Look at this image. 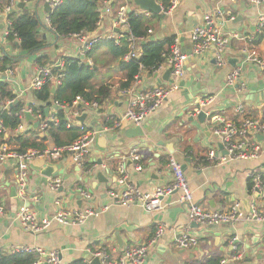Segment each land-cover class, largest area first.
Here are the masks:
<instances>
[{
	"label": "crops",
	"instance_id": "crops-1",
	"mask_svg": "<svg viewBox=\"0 0 264 264\" xmlns=\"http://www.w3.org/2000/svg\"><path fill=\"white\" fill-rule=\"evenodd\" d=\"M114 1L118 6H111L112 10L104 13V0H99L97 29L82 33L83 37L117 32L113 24L119 6L128 4L130 11H146L131 0ZM17 3L14 12L24 8L37 13L43 22L38 34L44 40L45 47L33 54L20 51L17 42L7 39L4 33L5 16L0 12V56L2 49L14 56L21 55L9 67V76L0 72V81L8 85L13 96H17L21 108L31 109L30 114L34 117V120H26L24 112L18 117L21 119V129L15 130L17 126L13 131L7 130L4 138L20 135L24 140L34 142L40 149L69 144L83 131L91 132L93 139L81 164L74 163L66 153L56 159L45 158V164L55 168L47 185L40 183L41 167L30 162L22 195L17 183V159L10 156L0 163V249L5 251L16 244L38 245L57 250L62 264H88L100 249H104L110 258L116 259L128 248L150 243L157 227L162 225L163 234L148 246L141 264H201L210 258H225L228 264H264V222L246 218L251 208L264 214V188L257 190L253 181V175L258 174L264 184V138H257L261 141L262 149L254 159L217 163L208 156L209 150H214L216 154H223L224 150L223 147L219 148V145L222 146L220 138L213 134V115H223L233 122H240L243 116L264 118V96L259 93L262 87L257 85L264 73L258 66L247 63L242 71V80L233 86H225L227 74L239 64L244 49L264 55V26L261 30L257 27L259 15L264 14V0L259 4H254L251 0H180L169 14L162 13L161 16V13L148 11L149 15H138L151 21V27L147 29L150 36H154V39L177 38L179 47L185 53L191 50L189 32L201 22L203 14L220 7L225 12H230L234 18L220 21L222 32L228 39L224 50L225 63L222 66L217 65L213 48L193 60H187L179 89L172 92L141 126L124 120L117 129L110 128L125 114L128 99L123 90L119 89L118 83L124 75V70L120 68V62H126L124 56L116 57L110 48V42L102 39L92 47L87 57L81 38L75 35L58 36L50 29L49 23H45L49 11L44 9V0H29L23 3V7H19ZM260 34L262 36L256 42ZM96 48L98 53L104 55V63L93 57ZM40 57L43 58L42 64L37 62ZM66 58H78L80 64L94 70L90 79L91 86L110 83V96L100 104L95 101L87 103L81 99V108L76 107V99L72 106L59 104L54 97L47 101L37 100L33 91L28 89L36 66L48 65L52 72L56 67V73H63ZM166 60L167 56L163 63ZM166 70L168 69L155 75L144 69L140 73L139 86L150 88L163 85L168 80L162 78ZM50 85L51 92L54 93L57 86L52 83ZM208 96H214V101L201 109L205 112V121L200 123L195 116L201 110L195 112V108H199L200 99ZM1 101L3 100H0V109H3ZM237 104L243 106L241 115L234 110ZM46 107L47 114L44 113ZM36 111H40L45 120L54 117L58 119L57 113L61 111L64 128L59 129L58 123L41 131L38 125L35 126V121H38L34 114ZM83 111L87 115L84 123L80 124L75 116ZM191 116L194 117L192 121ZM67 120L71 121L70 127L65 126ZM80 126L84 128L83 131ZM136 127H141L143 136H133L132 130ZM100 136L106 139L107 151L101 146ZM3 145L9 152H15L20 143L12 139L10 143ZM135 145L138 146L141 171H136L130 160L131 148ZM168 146L172 148V152H169ZM29 148L31 147L27 149ZM170 157L183 166L189 188L200 209L227 210L232 204L239 202L241 217L232 223L210 226L191 223L185 208L176 202L180 194L176 191L164 197L163 201L167 205L163 209L146 212L137 205H111L106 211L80 225L52 222L47 228L32 232L17 219L16 214L21 205L35 212L38 219L54 215L56 200H60L69 209L89 206L98 209L110 205L112 199L108 192L120 189L118 170L121 164L130 181L139 189L146 191L162 186L171 179L168 166ZM98 159L101 164L97 163ZM127 161L130 163L127 164ZM96 172H101L107 182H99ZM55 178H59L61 184L57 190H52L49 183ZM250 182L252 188L249 190ZM12 189H15L14 195ZM82 191L87 192L89 198L83 197ZM184 233L193 236L196 244L186 249L179 248L175 239ZM232 238H236L233 243Z\"/></svg>",
	"mask_w": 264,
	"mask_h": 264
},
{
	"label": "built area",
	"instance_id": "built-area-1",
	"mask_svg": "<svg viewBox=\"0 0 264 264\" xmlns=\"http://www.w3.org/2000/svg\"><path fill=\"white\" fill-rule=\"evenodd\" d=\"M29 0H10L9 3L4 6L0 12L5 16V35L9 33L10 21L6 18V15L14 11L15 4L17 2L26 3ZM62 0H44L50 7V11L61 3ZM111 0H104L103 12H110ZM114 0H112L113 2ZM160 5L161 13L169 14L178 5L180 0H170L169 6L163 8ZM262 0H251L254 4H259ZM129 10L128 4L119 6L116 9L113 26L117 29V32H109L106 35H94L89 38L83 37V34H75V36L82 39L84 42V51L87 53L92 47L101 41L102 39L113 40L115 43H119L122 35L126 34V40L128 42V51L124 55L126 61L138 59L141 55L139 47V41L141 38L135 37L130 31V25L128 22L127 12ZM135 15H149L148 11H134ZM234 16L230 12H225L220 7H215L208 13L203 14L201 22L195 25L189 32L191 39V55L196 57L205 53L207 50L213 48L214 57L217 65L222 66L225 63L224 50L227 44V36L222 32L220 21L233 20ZM45 23H49L48 17ZM264 26V14H260L258 17V30H261ZM150 33L151 30H148ZM188 59V55L179 47V41L175 38L172 42L170 54L167 56L165 63L152 69L151 74L157 75L159 72L165 69L169 70V78L163 85H154L150 88H142L139 86L141 81L140 73L144 70L139 64V71L134 76L132 85L123 90L127 95V109L121 120L116 122L110 129H117L124 120L131 121L136 126H141L149 115L154 113L158 107L168 98V96L175 90L180 88V80L185 73V64ZM253 63L262 73H264V55H258L254 51L244 49L242 58L239 64L233 67L227 74L225 79V86H233L242 80V66L247 63ZM3 73L5 76L11 74V68H7ZM63 73H53L52 69L48 65L36 66L34 76L28 85L29 90H38L47 83H52L55 86L61 84ZM243 85V83H242ZM17 101V96L4 99L1 101L2 108L8 110L10 105ZM80 97H76L75 102H80ZM214 101V96H208L199 100V108H195V112L201 110L204 106L211 104ZM95 105V103H92ZM235 112L238 114L243 113V106L237 104L235 106ZM31 112V109L21 108L13 113L14 116L20 117L24 112ZM35 117L38 119V126L41 131L47 130L50 126H56L59 120L54 117L49 120H45L42 117L40 111L34 112ZM207 115V113H206ZM212 122L215 123L213 127V134L220 138L222 147L225 154H216L214 150H209V158L215 159L217 163H223L231 160H248L258 157L261 153V144L258 139L259 136L264 138V118L243 116L240 122H233L227 120L223 115H213L211 117ZM71 121L65 122L66 127H70ZM21 129V126L15 130ZM80 130H84L80 126ZM7 129L4 127L0 118V133L4 134ZM258 138V139H257ZM93 134L88 131H83L76 139L66 145H59L50 149H35L29 148L24 152H9L5 145L0 146V163L4 162L7 157H14L17 159V183L20 195L23 194L26 172L29 163L35 158H59L62 154H68L72 161L76 164H81L85 154L92 142ZM140 155L138 152V146H132L130 152V160L133 163L136 171H141L142 166L139 163ZM171 179L169 182L162 186H155L150 190H141L133 182L130 181L124 165L119 166L118 184L119 190H110L108 192L112 199L110 205L102 206L98 209L92 207H86L83 209H69L65 207L60 200L55 201L56 211L50 218L43 217L38 219L35 212L28 209L27 206L21 205L17 211V219L19 222L31 230L32 232H38L47 228L52 222L67 225H80L87 219L96 217L102 212L106 211L111 205L118 206H130L137 205L146 212H152L155 210L163 209L167 203H164V197L173 192L179 191L180 194L176 202L183 206L187 213L188 221L204 226H210L221 223H232L238 220L240 215V203L235 202L227 210H211L205 211L197 206L193 198V193L189 188L186 176L182 169L181 164L173 157L169 158L168 163ZM252 175V174H251ZM254 187L259 190L264 188L260 176L253 175ZM61 181L59 178H55L50 181L49 187L52 190H57L60 187ZM82 195L85 198H89V194L82 191ZM2 208L0 207V213ZM251 220H258L264 222V214L258 212L256 209L251 208L249 215L246 217ZM164 232V226L159 225L150 243L146 245L134 246L126 249L121 256L116 259L110 258L104 249H100L94 253V256L100 259L101 264H141L146 256L148 246L156 239L160 238ZM236 238H232L233 243ZM179 248L186 249L196 244V239L189 234H181L175 239ZM234 247V245H232ZM1 251V249H0ZM4 251V250H2ZM7 253H26L33 254L36 259L31 264H62L59 252L57 250L45 249L38 245L31 244H16L5 250ZM88 264H91L88 262ZM219 264H228L227 259H221Z\"/></svg>",
	"mask_w": 264,
	"mask_h": 264
},
{
	"label": "trees",
	"instance_id": "trees-1",
	"mask_svg": "<svg viewBox=\"0 0 264 264\" xmlns=\"http://www.w3.org/2000/svg\"><path fill=\"white\" fill-rule=\"evenodd\" d=\"M161 6L165 9L169 6L170 0H158ZM8 2V0H0V10ZM99 0H62L59 5L49 11V27L58 36H69L75 34H82L85 32H91L97 29V22L99 19L98 11ZM112 8L118 6L115 1L111 3ZM128 22L130 25L131 33L138 38L141 55L138 59L120 62V68L124 70L123 77L119 80V89H128L134 80V76L139 71V64L146 69L149 73L152 69L162 64L170 54L173 37H166L164 39L149 40L150 34L147 33V29L151 27V21L135 15L133 11L127 12ZM157 17V15H156ZM6 18L10 21L9 33L7 39L17 42V46L20 51L25 54H33L45 47V42L39 37L38 30L43 27V22L37 15V13L29 12L24 8L19 9L18 12H10L6 15ZM262 34L257 36L256 42L261 38ZM126 34L122 35L119 43H115L113 40L110 42V48L114 55L121 58L128 51V42L126 40ZM255 42V43H256ZM89 51L86 56H89ZM23 56V55H22ZM21 55L14 56L9 52L2 49V56H0V72H3L9 68L15 61H17ZM43 58H38L37 62L42 64ZM65 66L62 76L61 85L57 86L56 91L51 92L50 82L42 86L38 90H34L33 93L37 100L47 101L51 97L59 104L73 105V101L76 97H80L84 102L91 103L95 101L98 104L106 100L111 93V84H100L97 87L91 86L90 79L94 75V70L90 66L80 64L78 58H66ZM57 68H53V72L56 73ZM13 97L11 89L5 82L0 81V100ZM18 100L10 105L9 109H0V118L4 127L7 130L13 131L21 122V119L14 116L13 113L21 108ZM32 110L35 107L30 105ZM39 110L41 108L39 107ZM42 111V110H41ZM62 112H58L59 126L58 128H64V121L61 118ZM17 140L20 143L19 148L15 151L17 153L24 152L28 147L37 148L34 142H28L18 135L15 138H4V134L0 133V145L3 143H10L11 140ZM264 181V176H262ZM249 190L252 188L251 182L248 184ZM36 259L33 254L26 253H7L6 251H0V264H31ZM218 258H210L201 264H219ZM75 264V263H74Z\"/></svg>",
	"mask_w": 264,
	"mask_h": 264
},
{
	"label": "water",
	"instance_id": "water-1",
	"mask_svg": "<svg viewBox=\"0 0 264 264\" xmlns=\"http://www.w3.org/2000/svg\"><path fill=\"white\" fill-rule=\"evenodd\" d=\"M136 6H138L139 8L141 9H144L146 11H150L154 14H160L161 13V8H160V5L157 3L156 0H131ZM17 5L19 7H23L24 4L23 3H17ZM44 9L45 11H50V7L47 3L44 4ZM130 11V8L129 10ZM161 16H163V14L161 13ZM154 39V36H149V40H153ZM186 54L188 55V59L187 60H193L194 56L191 55V51H187ZM234 60L236 61V58H234ZM245 69V66H242V71ZM168 76H169V70H166L162 76L163 79L167 80L168 79ZM160 83V80H158V84ZM257 85L258 86H261L262 88H260V95L261 96H264V76L262 78V80H259L257 82ZM197 103V102H196ZM76 107L77 108H81V103L80 102H77L76 104ZM47 111H48V108H44V113L47 114ZM87 115V112L86 111H83L80 115H77L75 116V119L78 120V122L80 124H83L84 123V119ZM25 118L26 120H34V117L31 116L30 113L28 112H25ZM195 118L200 122V123H203L205 121V112L203 110L199 111ZM194 119L193 116L190 117V120L192 121ZM38 125V121H35V126ZM134 133H133V136H143L144 135V132L141 130V127H136L134 130H132ZM99 140H102V144L101 146L104 148V150H108V147H106L105 145V137L103 136H100ZM169 148V146H168ZM219 148L222 149V146L219 145ZM172 148H169V152H172ZM222 153L224 154L225 151L222 150ZM31 163L34 165V166H37V167H41V179H40V183L43 184V185H47V182H48V178L52 177L53 175V172H54V167H52L51 165H46L45 162H44V159H41V158H35L31 161ZM97 163L98 164H101V160L98 159L97 160ZM130 161H127V164H129ZM182 169H183V166H182ZM92 172V170H91ZM137 173H134V175H136ZM97 179L99 182H104L106 183L107 180L105 178H103L101 172H96L95 173ZM60 190H62V188H60ZM12 193L14 195L15 193V189H12ZM72 198V196L70 197ZM245 203V202H244ZM91 264H101L100 262V259L98 257H94L92 258L91 260Z\"/></svg>",
	"mask_w": 264,
	"mask_h": 264
},
{
	"label": "rangeland",
	"instance_id": "rangeland-1",
	"mask_svg": "<svg viewBox=\"0 0 264 264\" xmlns=\"http://www.w3.org/2000/svg\"><path fill=\"white\" fill-rule=\"evenodd\" d=\"M93 57L97 60V61H99V62H101V63H104L105 62V57H104V55H102V54H100V53H98L97 52V48L95 49V51L93 52ZM95 55V56H94ZM100 58H101V60H100Z\"/></svg>",
	"mask_w": 264,
	"mask_h": 264
}]
</instances>
